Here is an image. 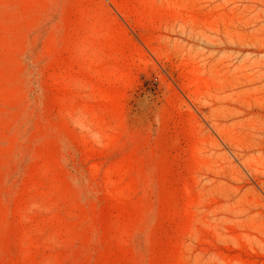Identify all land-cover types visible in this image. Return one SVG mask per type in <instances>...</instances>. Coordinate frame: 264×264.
Listing matches in <instances>:
<instances>
[{
    "label": "rangeland",
    "instance_id": "rangeland-1",
    "mask_svg": "<svg viewBox=\"0 0 264 264\" xmlns=\"http://www.w3.org/2000/svg\"><path fill=\"white\" fill-rule=\"evenodd\" d=\"M0 264H264V0H0Z\"/></svg>",
    "mask_w": 264,
    "mask_h": 264
}]
</instances>
